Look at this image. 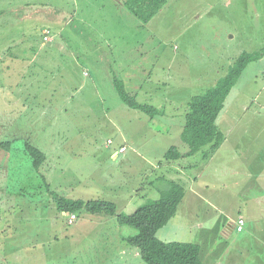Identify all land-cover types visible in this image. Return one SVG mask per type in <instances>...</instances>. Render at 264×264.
Listing matches in <instances>:
<instances>
[{"label": "rangeland", "instance_id": "obj_1", "mask_svg": "<svg viewBox=\"0 0 264 264\" xmlns=\"http://www.w3.org/2000/svg\"><path fill=\"white\" fill-rule=\"evenodd\" d=\"M43 2H56L65 17L58 14L53 24L32 11L30 20L0 19L9 25L0 37L6 46L13 38L36 49L27 57L38 53L24 68L8 70L0 49V121L8 135L31 138L47 155L32 171L0 150V264H115L107 260L124 246V260L117 263L147 264L138 248L118 239L121 231L134 235L133 227L84 209L70 224L55 197L113 201L126 213L160 198L171 176L161 169L165 153L172 146L189 150L181 139L189 101L228 70L216 72L224 57L264 48V0H168L145 25L127 10L126 18L118 13L115 0H0V12ZM55 24L58 35L44 36L42 30ZM51 36L54 41L47 42ZM42 43L53 48L43 49ZM106 43L109 49L102 52ZM99 54L104 59L97 62ZM263 67L260 59L247 66L218 119L227 138L216 158L217 177L222 185L229 182L227 201L241 202L221 211L230 219L242 212L248 227L234 231L228 243L219 211L202 220L208 210L201 215L198 209V218L179 208L173 218V240L200 239L204 264H264V231L253 228L246 198L236 197L252 167L242 153L250 145L254 154L264 152V146L258 149L264 144ZM116 74L137 100L164 108L165 115L151 119L128 107L112 83ZM236 146L242 150L237 158ZM199 156L176 161L184 165ZM261 217L264 206L256 219ZM184 222L189 226L182 232Z\"/></svg>", "mask_w": 264, "mask_h": 264}, {"label": "trees", "instance_id": "obj_2", "mask_svg": "<svg viewBox=\"0 0 264 264\" xmlns=\"http://www.w3.org/2000/svg\"><path fill=\"white\" fill-rule=\"evenodd\" d=\"M167 2L168 0L124 1L127 9L142 25L150 22ZM35 14L44 16L37 11ZM263 55L264 51L240 54L217 83L189 101V110L185 114V124L181 134V139L189 146V150L180 152L177 147L172 146L164 155L166 161L194 156L200 151L209 156L218 149L224 140V134L219 130L217 123L225 108L227 97L242 77L248 64L260 59ZM46 77L43 83H47ZM112 83L120 99L128 107L145 113L151 119L165 115L164 108L137 100L136 95L127 90L124 80L117 74L114 75ZM4 122L0 121V150L9 155L10 162L18 157L30 166V170H39L47 159L46 153L34 144L31 138L8 135ZM22 140L23 146L22 144L18 146L17 142ZM206 146L209 147L207 150L204 148ZM26 156L29 157V161L24 159ZM184 193L182 184L168 180L167 186L161 189L160 198L146 200L132 213L118 212L117 204L108 200L70 199L59 195L55 198L58 209L66 214L77 213L84 209L91 214L115 216L120 225L133 227L136 233L126 236L125 239L139 249L141 258L147 264H204L201 258V246L198 243L165 241L157 236L158 231L165 227L177 213Z\"/></svg>", "mask_w": 264, "mask_h": 264}, {"label": "crops", "instance_id": "obj_3", "mask_svg": "<svg viewBox=\"0 0 264 264\" xmlns=\"http://www.w3.org/2000/svg\"><path fill=\"white\" fill-rule=\"evenodd\" d=\"M124 1L125 0L117 2L115 0L114 6L116 7V10L118 11V13H122L123 17L126 18L124 10H127L128 14H131V13L127 9ZM54 3L55 4H51L50 2H43L41 5L40 4H25V5L13 8V10H9V12H7V10H6V12L1 11L0 14L1 13L2 14L0 15V19L3 17H7V18H9L10 21H15L18 23L20 21L30 20L31 19L30 14L32 13V11H34V12L37 11V12H40V14H44V16L39 15L40 18L44 19L48 23H53L52 21H58V14L61 16V14L63 12L62 10H60L58 8L56 2H54ZM65 15L66 14H64L61 17L59 16V18L63 19L65 17ZM135 20L138 21L137 18ZM4 22H6V20H0V37H2L4 34L7 33L6 29L9 26L8 23L6 25H4L3 24ZM139 24H140V22H139ZM11 25H12V23H11ZM48 27L51 29L44 28L42 30V33L44 34V36H47V35H45L46 32H49V33L54 32V35L55 34L58 35V24L56 26L53 25V26H48ZM51 37H52V39L49 42L54 41L53 36H51ZM3 44H4V41H3V39H1L0 40V49H1L2 53L4 54V56H2L3 64H4V67L8 70H11L13 68H15L16 70H20V69L24 68V65L27 64V62L34 61L35 58L38 56V53H35V56L29 55V57H27L28 54H26V52H31V50L35 49V48H32L31 46H25V44H22V42L16 43L13 38H10L9 45L6 46L5 44L4 45ZM106 46H107V48H101L100 50L102 52H105L107 49H109L107 43H106ZM40 47H41V45H40ZM54 47H56L58 50V46H54ZM42 48L43 49L53 48V46H47V43H42ZM33 51L35 52L36 49ZM256 51H264V48L256 50ZM252 52H254V51H252ZM98 59L99 60L97 62L104 59V56L99 54ZM235 59L236 58L233 59L232 56L224 57L223 63L216 65V67H217L216 72L220 73L225 68L229 69L230 66L233 64ZM260 60H264V55L260 58ZM253 62H255V61H253ZM250 64H248V66ZM16 70H15V73H16ZM263 70H264V67H263ZM227 71L223 74V76L227 73ZM17 74H19V71L17 72ZM8 75L10 76V74H8ZM223 76H221V77H223ZM217 81H216V83H217ZM237 84L238 83H236V85L232 88L231 92H233L235 90V88L237 87ZM226 116H228V114ZM224 121L225 120H223L222 123H224ZM218 127H219V130H221L220 126H218ZM183 128H182V131H183ZM182 131H181V134H182ZM226 138L227 137H225V134H224L223 142L220 144L218 149L209 156L205 155V153L203 151L202 152L200 151L199 153L195 154V155H200L199 158L192 161V162H188L187 164L182 165L184 163V161H181L182 164L177 163V161L180 159H178L177 161L174 160V162H173L174 164H171L169 161H166L163 164H161V167H162L161 169H166L167 171H169L168 173H171L169 180H174V181L179 182L180 184H182L184 186V190H185L184 197H183V199H182V201L178 207L177 213L179 211V208H182L183 211L189 212L192 215H194V213L196 211H198V209L201 211V215L203 214L202 211H204L206 213L208 210V212H207L208 214L205 216V218L201 217L202 220H205L207 218H212V216H210V215H212V212H217V211L221 212L222 216H224L223 219L222 218L218 219L221 223V233L228 240V243H230L229 240H231V237L233 236L234 231L237 233H242L246 230V228L248 227L247 223L249 222V217L244 215L242 212H239L238 215L236 216L237 218L235 217L233 219H230L228 214H225L224 212L221 211V209H223L224 207H227L225 204H227L228 206H231L230 204H232V203H234L236 205L238 204V206H240V204H241V202H239L238 200L236 202L227 201V198L229 197L228 192L231 189L229 182L222 185V184H220V181L218 180V177H217V172H218L217 167H218L219 162H218V159H216V158L221 154L222 148L225 147L224 144L226 142ZM260 146H264V144L259 143L258 149ZM204 148L207 150L209 147L206 146ZM255 150L256 149H254L252 147V145H250L248 147V149L242 153L245 162L249 165L252 164V167H250V170L248 171V173L244 174V175L249 176L248 180L247 181H244V180L240 181L241 187H242L241 193L237 194L236 197H239V198L245 197L246 198V201L248 202L249 215L252 219L255 220V225L253 226V228L256 231L262 232V230L264 231V226H263L264 221H262L261 219L264 217H261L259 219H256V218H257V214L260 213V210H262V208L264 206V152H258L256 154H254ZM241 151L242 150L240 149V147L236 146L234 153H233L234 154L233 156L235 158L239 157V154ZM120 153H122V152H119V154ZM119 154H117L116 157H118ZM189 157H191V156H189ZM184 158H181V159H184ZM166 163H167V165H166ZM154 168L159 169L160 165L158 167H154ZM251 168H253V169L251 170ZM191 171H193V172H191ZM236 185H237V182H236ZM237 190H239V189H237ZM255 209H258L259 211H254ZM177 213L175 214V216L177 215ZM194 216L200 218V216L198 215V212ZM240 216H243L246 220V224H245L244 229L242 231H238L236 229V222H234V219H238ZM173 218L170 220V222L165 227L161 228L158 231L157 236L161 240L174 241L173 235H175L177 233H173L172 229H171L172 228L171 226L176 221V220H173ZM67 219L69 222V215L67 216ZM229 220H231L232 222ZM196 221H197L196 223H198L200 227H204L203 223H201L198 220H196ZM74 222H75V220L72 223H74ZM72 223H70V224H72ZM196 223H194L193 225H195ZM187 226H189V224L184 222V225L181 229L182 232H185L187 230ZM189 233H191V231H189ZM161 234L163 235V237ZM117 236H118V239L120 242H123V243L127 242L125 239L126 235L122 231H121V234L117 235ZM244 239L245 238H242L241 240H244ZM187 241L198 243L201 246V244H200L201 240L200 239L195 240V238H189V240H187ZM231 242H232V240H231ZM123 243H121V245H123ZM123 249L125 250V246H124V248H122V250ZM122 250L119 252V255L121 254V252H123ZM137 250H138L137 254L140 255L139 249H137ZM106 255H110L109 250L106 251ZM119 255L118 256H110V258L107 261L108 262L115 261V264H123V263H117L118 260H121V261L124 260L123 259L124 257L119 256ZM201 258H202V247H201Z\"/></svg>", "mask_w": 264, "mask_h": 264}, {"label": "built area", "instance_id": "obj_4", "mask_svg": "<svg viewBox=\"0 0 264 264\" xmlns=\"http://www.w3.org/2000/svg\"><path fill=\"white\" fill-rule=\"evenodd\" d=\"M263 73H264V70H263ZM121 151H124V149H121ZM76 218H77L76 214H71L69 221L72 223ZM245 224H246L245 218L243 216H240L236 221V229L238 231H242L244 229Z\"/></svg>", "mask_w": 264, "mask_h": 264}, {"label": "clouds", "instance_id": "obj_5", "mask_svg": "<svg viewBox=\"0 0 264 264\" xmlns=\"http://www.w3.org/2000/svg\"><path fill=\"white\" fill-rule=\"evenodd\" d=\"M119 150H120V149H119ZM123 152H124V151H123ZM72 214H76V213H72ZM68 215H69V218H70V215H71V214H68ZM76 215H77V214H76Z\"/></svg>", "mask_w": 264, "mask_h": 264}]
</instances>
